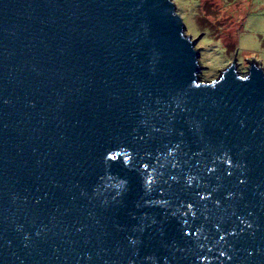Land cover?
Returning <instances> with one entry per match:
<instances>
[{"label":"water","instance_id":"95a60500","mask_svg":"<svg viewBox=\"0 0 264 264\" xmlns=\"http://www.w3.org/2000/svg\"><path fill=\"white\" fill-rule=\"evenodd\" d=\"M172 0H0V264H264V71L202 82Z\"/></svg>","mask_w":264,"mask_h":264},{"label":"rangeland","instance_id":"374dc122","mask_svg":"<svg viewBox=\"0 0 264 264\" xmlns=\"http://www.w3.org/2000/svg\"><path fill=\"white\" fill-rule=\"evenodd\" d=\"M185 35L198 39L202 82L215 80L235 59L237 72L249 62L264 71V0H172Z\"/></svg>","mask_w":264,"mask_h":264}]
</instances>
